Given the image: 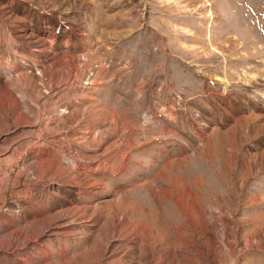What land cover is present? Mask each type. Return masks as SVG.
<instances>
[{
    "label": "rangeland",
    "instance_id": "rangeland-1",
    "mask_svg": "<svg viewBox=\"0 0 264 264\" xmlns=\"http://www.w3.org/2000/svg\"><path fill=\"white\" fill-rule=\"evenodd\" d=\"M0 264H264V0H0Z\"/></svg>",
    "mask_w": 264,
    "mask_h": 264
},
{
    "label": "bare ground",
    "instance_id": "bare-ground-1",
    "mask_svg": "<svg viewBox=\"0 0 264 264\" xmlns=\"http://www.w3.org/2000/svg\"><path fill=\"white\" fill-rule=\"evenodd\" d=\"M139 234V233H138Z\"/></svg>",
    "mask_w": 264,
    "mask_h": 264
}]
</instances>
